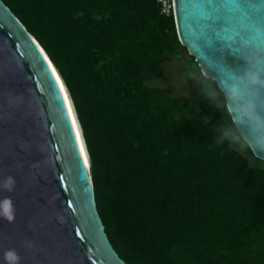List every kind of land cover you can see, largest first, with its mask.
<instances>
[{
    "label": "trees",
    "instance_id": "trees-1",
    "mask_svg": "<svg viewBox=\"0 0 264 264\" xmlns=\"http://www.w3.org/2000/svg\"><path fill=\"white\" fill-rule=\"evenodd\" d=\"M3 1L63 85L121 258L264 264V161L223 140L234 130L224 94L181 44L174 15H163L157 0ZM183 52L212 99L148 85Z\"/></svg>",
    "mask_w": 264,
    "mask_h": 264
},
{
    "label": "water",
    "instance_id": "water-1",
    "mask_svg": "<svg viewBox=\"0 0 264 264\" xmlns=\"http://www.w3.org/2000/svg\"><path fill=\"white\" fill-rule=\"evenodd\" d=\"M174 17L181 44L221 91L226 80L245 87L246 72L264 74L257 44L264 0H174ZM40 46L0 0V264H16L6 260L9 250L18 264H127L106 232L90 162L82 165L63 91ZM254 156L264 161V152Z\"/></svg>",
    "mask_w": 264,
    "mask_h": 264
},
{
    "label": "clouds",
    "instance_id": "clouds-1",
    "mask_svg": "<svg viewBox=\"0 0 264 264\" xmlns=\"http://www.w3.org/2000/svg\"><path fill=\"white\" fill-rule=\"evenodd\" d=\"M261 34L262 32L258 33L257 44L264 49ZM261 63L264 64V60ZM245 76L247 80L243 88L240 84L227 80L220 86L224 94L223 105L231 117L234 129L223 132L222 137L228 141L230 147L235 145L236 151H251L256 154L258 151L264 152V74L250 71ZM249 88L254 89V92H248ZM245 124L248 125L249 132L244 131L242 126ZM223 140L218 138L216 143L220 144ZM12 212V201L6 198L3 201V215L9 221L14 219ZM5 258L16 264L20 259L15 250L7 251Z\"/></svg>",
    "mask_w": 264,
    "mask_h": 264
},
{
    "label": "rangeland",
    "instance_id": "rangeland-1",
    "mask_svg": "<svg viewBox=\"0 0 264 264\" xmlns=\"http://www.w3.org/2000/svg\"><path fill=\"white\" fill-rule=\"evenodd\" d=\"M148 85L167 88L174 97L184 96L198 102L213 98V90L207 87L195 64L185 52L164 63L162 76L149 81Z\"/></svg>",
    "mask_w": 264,
    "mask_h": 264
},
{
    "label": "bare ground",
    "instance_id": "bare-ground-1",
    "mask_svg": "<svg viewBox=\"0 0 264 264\" xmlns=\"http://www.w3.org/2000/svg\"><path fill=\"white\" fill-rule=\"evenodd\" d=\"M40 49H41L42 53L44 54L46 60L48 61V63H49V65H50V67H51V69H52V71H53V73H54L56 79L58 80V82H59V84H60V86H61L62 83H61V81H60V79H59L57 73L55 72V70H54V68H53V66H52V64H51V62H50V60H49V58L47 57V55L45 54V52L43 51V48H42L41 46H40ZM62 91H63V94H64V96H65L66 92H65L64 88L62 89ZM66 103H67V107H68V109H69V107L71 108V106H69V105H70V102H69V100H68V97H67ZM69 113H70L71 119L73 120L74 115H73L72 109H71V111H70ZM73 126H74V128H75V131L77 132V131H78V128H77L76 123H75V125H73ZM78 142H79V144H80V142H81L80 134H79ZM87 160H88V158H87ZM87 165L89 166V161H88Z\"/></svg>",
    "mask_w": 264,
    "mask_h": 264
},
{
    "label": "built area",
    "instance_id": "built-area-1",
    "mask_svg": "<svg viewBox=\"0 0 264 264\" xmlns=\"http://www.w3.org/2000/svg\"><path fill=\"white\" fill-rule=\"evenodd\" d=\"M161 13L165 16L174 15V0H157Z\"/></svg>",
    "mask_w": 264,
    "mask_h": 264
},
{
    "label": "snow or ice",
    "instance_id": "snow-or-ice-1",
    "mask_svg": "<svg viewBox=\"0 0 264 264\" xmlns=\"http://www.w3.org/2000/svg\"><path fill=\"white\" fill-rule=\"evenodd\" d=\"M61 89H63V85L61 84ZM64 100L66 101L67 100V95L65 94L64 96ZM68 111L70 112L71 111V108L69 107ZM76 121H75V118L73 117V120H72V124L75 125ZM76 136V139H79V131L76 132L75 134ZM79 153L83 155V160H82V165H86L88 163V160H87V154L85 152V148H84V144H83V141L81 140L80 144H79ZM5 210H6V206H5ZM77 234L79 235V230H77Z\"/></svg>",
    "mask_w": 264,
    "mask_h": 264
}]
</instances>
